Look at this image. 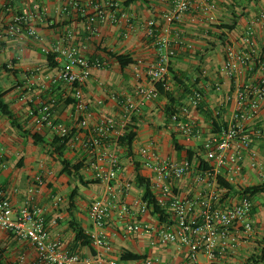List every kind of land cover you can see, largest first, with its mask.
I'll use <instances>...</instances> for the list:
<instances>
[{"label": "crops", "instance_id": "obj_1", "mask_svg": "<svg viewBox=\"0 0 264 264\" xmlns=\"http://www.w3.org/2000/svg\"><path fill=\"white\" fill-rule=\"evenodd\" d=\"M67 1L0 0V43L3 42L0 45V90L6 91L4 99L23 129L37 132L44 138V142L35 143L30 135L22 136L20 130L12 124V120L0 113V189L6 192L16 208H21L27 201L44 207L47 220L50 223L57 221L50 225L52 237L60 238L70 250L83 256H91L96 252L95 247L93 246V252L91 247L77 241L71 223H78L87 233L93 230L89 208L91 203L102 195L104 187L95 178L91 164L95 160L94 153L86 150L81 144L88 130L82 128L77 120L73 86L56 80L62 62L55 59L58 65L51 66L43 47L51 46L59 33L71 29L75 42L83 47L88 56L105 60L106 66L94 67L84 86V98L91 111L89 124L92 127L103 116L113 117L119 123L123 118L127 100L135 98L137 81L132 76L133 65L141 60L142 66H145L156 58L153 42L145 34L146 23L149 19H154L156 25L164 29L167 24L164 14L172 11L175 0H117L120 6L136 16L137 27L130 31L127 37L120 35L122 23L109 21L99 24L97 30L90 33L86 29L82 11ZM105 1L82 0V4L87 12H93L96 3ZM191 1V9L178 25L182 40L173 44L176 54L171 61L168 82L170 91L176 98L175 105L187 109L186 117L196 122L202 137L206 138L213 128L232 119L235 101L233 98L227 100V96H234V84L221 67L227 47L242 46L243 30L250 20L264 10V0ZM203 1L212 2L214 8L208 12L201 11L199 6ZM27 10L35 13L32 23L36 27L38 38L25 37L23 40H17L5 36V25L15 14L25 13ZM222 23H235V28L221 30L217 26ZM255 38L257 48L264 53V22L255 25ZM108 52L127 55L133 62L123 69ZM173 73L184 76L185 84H177ZM143 82L149 84L148 79ZM193 89L203 92V99L197 107H194L189 99ZM51 98L55 99L54 118L68 124L71 129L65 157L72 161H84L81 174L88 181L87 185L80 184L76 176L60 173L61 162L48 144L54 137L53 130L47 125L39 128L35 122L41 104ZM99 100L102 103L99 104ZM169 104V98L160 95L142 105L134 114L137 137L133 150L135 159L140 164V172L147 178H150L151 171L143 163V146L153 143L154 148L163 157L183 160L187 158V153L185 150H176L174 135L185 147L200 151L202 139H187L172 118L166 116L165 110ZM212 120L214 124L211 123ZM263 127L264 103L256 120L247 123L252 139L251 149L257 152L262 165L252 166L250 152H244L242 172L232 182L234 190L225 197L228 203L234 202L239 196L236 190L264 182V137L259 133V129ZM110 141L104 149L111 147ZM118 154L120 170L118 180L114 183L132 182L131 190L122 200L133 207L134 215L121 219L118 212L113 211L106 228L112 244L110 255L119 258L122 251L127 249L146 254V257L158 258L159 264L184 263L189 252L186 245L179 242L153 243L149 234L125 232L124 226L131 219L148 224H155L157 219L150 211L140 213L134 204L143 194L142 188L135 182L134 160L126 157L120 146ZM192 161L195 167L198 166V160ZM226 173L224 170L223 174ZM39 174L42 175V183L36 180ZM97 186L96 192L91 193ZM198 187L200 184L194 172L175 182V190L181 196L193 194ZM75 188L78 192L74 196V206H71L70 195ZM262 195L264 193L259 194L260 197ZM256 197L254 205L259 209L253 215L258 224L255 231L251 235L237 232L238 242H229L226 249L218 250L215 264H246L248 257L258 252L260 239L264 236V226L261 222L264 219V207L258 205L259 200ZM57 198L60 200L58 205H55ZM22 256L25 258L22 264L32 263L37 258L36 248L29 240L19 239L9 231L0 230V264H16ZM199 259L204 260L205 256L199 254Z\"/></svg>", "mask_w": 264, "mask_h": 264}, {"label": "built area", "instance_id": "obj_2", "mask_svg": "<svg viewBox=\"0 0 264 264\" xmlns=\"http://www.w3.org/2000/svg\"><path fill=\"white\" fill-rule=\"evenodd\" d=\"M67 3L82 11L86 29L90 33L107 21L122 23L120 35L124 37L137 27L136 16L120 6L117 0L96 3L93 12H87L82 0H68ZM191 7V0H175L172 11L164 14L167 23L164 29H160L154 19L147 21L145 34L153 42L156 58L145 66H142L141 60L133 65L131 72L137 81L135 98L127 100L119 123L113 117L103 116L92 127L89 124L91 111L84 98V86L91 77L92 69L105 67L107 62L99 57L88 56L83 47L75 42L71 29L59 33L51 46L43 47L45 53L55 54V59L62 62L56 80L73 86L77 120L82 128L88 130L81 144L94 153L95 160L91 164L95 178L103 184L104 189L89 208L93 224V230L89 234L96 249L91 256H81L67 248L60 238L52 237L50 225L57 221L50 223L47 220L44 207L27 201L21 208H16L6 192L0 189V230L9 231L17 238L27 239L32 243L36 248L37 258L30 264H159L158 258L124 260L111 256L112 244L106 228L113 211H117L121 219L134 215L133 207L122 200L131 190L132 182L114 183L118 180L120 170L118 139L138 109L160 96L157 83L162 82L164 88L170 90L168 76L171 61L176 54L173 44L182 40L178 25ZM212 8L214 4L208 1H203L199 6L204 12ZM34 17L35 13L31 10L15 14L4 28V35L17 40L25 37L38 38L36 27L32 23ZM259 22H264V10L250 20L243 30L242 46L227 47L221 67L234 84V96H227V100L233 98L235 101L232 119L226 124H220L218 131L212 130L203 138L196 122L186 117L185 107H179V111L171 117L187 139H202L201 158L209 166L202 167L201 160L195 167L194 162L188 158L177 160L163 157L153 143L141 149L143 163L151 171L149 179L155 199L166 209L168 217L166 221H160L155 215V224L131 219L124 230L129 234H149L153 243L179 242L186 245L189 249L188 257L182 264H213L218 250L226 249L229 242H238L237 232L251 235L256 224L252 214L254 199L248 194H240L234 202L228 203L225 198L227 188L220 185L218 177L224 176L232 183L242 172L245 151L250 152L252 166L262 165L257 152L251 149L252 139L247 128L248 122L256 120L264 103V53L257 48L255 38V25ZM144 79H148L149 84L144 83ZM189 99L197 107L203 99V92L193 89ZM98 103L102 101L99 100ZM54 107V98L44 101L35 122L39 128L47 125L53 130L54 136L64 138L70 134L71 129L68 124L54 118ZM219 112L218 110L217 114ZM211 123L214 124V120ZM259 133L264 137V127L259 129ZM109 141L111 147L104 149ZM224 170L227 172L225 175ZM192 172L200 187L191 195L181 196L175 190V182ZM36 180L42 183V175H37ZM59 200L57 198L54 204L58 205ZM134 204L140 213L150 211L149 204L142 197ZM199 254H203L205 259L200 260ZM24 259V256L20 257L16 264H22Z\"/></svg>", "mask_w": 264, "mask_h": 264}, {"label": "trees", "instance_id": "obj_3", "mask_svg": "<svg viewBox=\"0 0 264 264\" xmlns=\"http://www.w3.org/2000/svg\"><path fill=\"white\" fill-rule=\"evenodd\" d=\"M6 26L7 24L5 25V27ZM217 27L221 30L222 29L233 30L235 28V23H222L218 25ZM2 44L3 42L0 43V45ZM108 53L119 62L120 66L123 69L133 62V59L127 55H124L121 53H112V52H108ZM45 54L51 66L58 65V63L55 61V54L53 53H45ZM13 72L16 74L15 70ZM183 77L184 76H180V75H177L176 73H173V79L179 85L185 84V80H184L185 78ZM157 88L159 90L160 95L166 96L170 100V104L165 110V114L167 117L171 118L173 114L179 111V108L175 105L176 98L173 95L172 91L166 90L164 88L162 82L157 83ZM5 92L6 91L0 90V113L8 116L10 120H12V124L20 130L22 136L26 137L30 135L35 143L44 142L43 136L40 135L39 133L37 132L32 133L29 130L23 129L21 124L18 122V119L14 116L10 108V105L4 99ZM198 106H200V104ZM213 130L218 131L219 129L218 127H215L213 128ZM136 137H137L136 117L134 115L131 121L127 124L125 131L120 135L118 139V144L124 150L125 156L130 157L134 160L135 171H136L135 182L142 188L143 190L142 198L149 204L151 213L156 215L160 221H166L168 217V213L166 212V209L164 207L160 206L157 203L155 199V195L151 187V181L149 178L144 177L141 174L139 161L135 159L133 145H134V141ZM69 138H70V134L64 138H61L55 135L53 139L51 140V142H49L48 144L51 146L53 152L57 154L61 162L62 167H61L60 173H65L67 175L76 176L80 184L87 185L88 181H86L83 175L81 174V170L82 168H84V165H85L84 161L83 160L72 161L71 159H68L67 157H65L64 153H65L66 144ZM173 143L177 151L179 152L182 150L186 151L188 159L190 160L196 159L198 161L201 160L202 167L209 166L208 163L205 162L201 158L200 151L193 150L190 147H185L177 140V138L174 135H173ZM218 180H219L220 185L227 188L228 193L234 190L233 183L227 181L224 176L220 175L218 177ZM236 191L239 193V195L248 194L250 197H252V199H254L257 195L264 193V182L258 183L255 185H248ZM77 192H78V189L75 188L73 189L70 195V205L71 206H74V196L77 194ZM257 210H258L257 207L254 205L252 214L254 215L257 212ZM71 226L75 232V239L77 241H81L82 244H85L91 247L92 251L94 252V247H93L94 245L90 238V234L87 233L78 223H75L72 221ZM74 252L78 253L77 251H74ZM80 255L83 256L82 254ZM146 256H147L146 254H141V253L134 252L132 250L125 249L122 251L120 258L124 260H134V259L144 258ZM246 262H247L246 264H260L261 262H264V236L260 239V248L258 252L251 254L248 257Z\"/></svg>", "mask_w": 264, "mask_h": 264}, {"label": "rangeland", "instance_id": "obj_4", "mask_svg": "<svg viewBox=\"0 0 264 264\" xmlns=\"http://www.w3.org/2000/svg\"><path fill=\"white\" fill-rule=\"evenodd\" d=\"M97 188H98V186L95 187V188H93V190L91 191V193L96 192ZM256 199L259 200L258 205L260 204L261 206L264 207V195H262V197H260V196L258 195V196L256 197ZM254 204H255V202H254ZM255 205H256V204H255ZM258 209H259V208H258ZM259 211H260V210H259ZM262 212H263V216H264V209L262 210ZM261 222L263 223V226H264V219H263V221H261ZM261 222H260L259 224H261ZM256 226H258L257 222H256V224H255V226H254L253 232L255 231ZM263 233H264V230L262 231V234H263Z\"/></svg>", "mask_w": 264, "mask_h": 264}]
</instances>
